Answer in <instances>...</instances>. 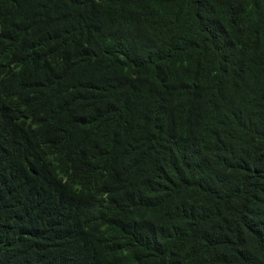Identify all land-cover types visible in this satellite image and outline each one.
Instances as JSON below:
<instances>
[{
	"label": "trees",
	"instance_id": "1",
	"mask_svg": "<svg viewBox=\"0 0 264 264\" xmlns=\"http://www.w3.org/2000/svg\"><path fill=\"white\" fill-rule=\"evenodd\" d=\"M0 264H264V0H0Z\"/></svg>",
	"mask_w": 264,
	"mask_h": 264
}]
</instances>
